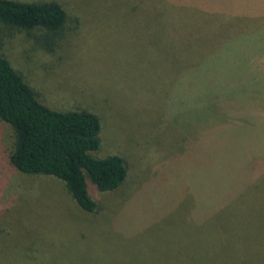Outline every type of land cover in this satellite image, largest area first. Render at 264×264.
I'll return each instance as SVG.
<instances>
[{"label":"rangeland","instance_id":"1","mask_svg":"<svg viewBox=\"0 0 264 264\" xmlns=\"http://www.w3.org/2000/svg\"><path fill=\"white\" fill-rule=\"evenodd\" d=\"M54 1L69 16L55 51L0 23V55L48 107L98 114L95 157L120 154L128 177L92 188L99 209L83 213L57 180L10 165L0 120V264H264V0ZM199 203L228 221L190 248L164 226L177 234Z\"/></svg>","mask_w":264,"mask_h":264},{"label":"trees","instance_id":"2","mask_svg":"<svg viewBox=\"0 0 264 264\" xmlns=\"http://www.w3.org/2000/svg\"><path fill=\"white\" fill-rule=\"evenodd\" d=\"M165 4L169 6V2ZM149 6L158 11L154 20L170 21L168 10L163 5L161 11L159 6ZM68 20V13L58 1L0 0V23L29 33L38 31L36 42L47 52H54L63 39ZM163 42H169V39L165 38ZM162 51L165 54L163 47ZM0 120L12 131L8 151L10 165L26 176L57 180L81 212L96 214L99 209L91 197L92 188L97 193H112L125 185L128 165L120 154L112 153L101 159L95 157L94 153L102 145L99 115L85 108L60 111L48 107L3 55H0ZM244 167L246 169L248 165ZM252 182L251 178L245 177L242 186L247 189ZM222 205L226 204L223 202ZM196 206L187 218L176 215L177 234L168 224L164 228L170 236L177 235L176 238L184 245L204 248L207 230L223 231L228 219H223L221 206L214 209L206 206L204 212L198 209L200 203ZM170 215L174 214H165L161 219L167 220ZM9 233L0 224V237ZM201 252L216 263L215 251ZM178 259L186 263L189 260L184 255ZM253 264L259 263L255 259Z\"/></svg>","mask_w":264,"mask_h":264}]
</instances>
